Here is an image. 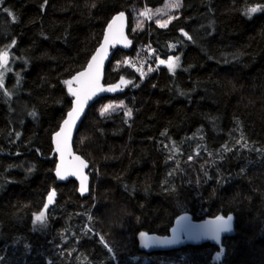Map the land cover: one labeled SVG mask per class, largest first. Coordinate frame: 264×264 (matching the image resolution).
<instances>
[{
    "label": "trees",
    "instance_id": "obj_1",
    "mask_svg": "<svg viewBox=\"0 0 264 264\" xmlns=\"http://www.w3.org/2000/svg\"><path fill=\"white\" fill-rule=\"evenodd\" d=\"M164 1L0 4V51L20 75L13 96L0 87V264H264V11L246 14L264 0H181L167 28L143 21L134 32L132 13ZM120 12L132 47L113 51L103 82L130 83L94 102L74 136V152L89 164L81 197L75 181L56 182L51 137L71 106L64 81ZM139 47L153 60L179 56L181 68L141 80L125 64ZM122 100L130 118L100 114L102 104ZM51 190L54 205L34 224ZM183 215H231L235 229L221 247L138 248L141 232L167 235Z\"/></svg>",
    "mask_w": 264,
    "mask_h": 264
},
{
    "label": "water",
    "instance_id": "obj_2",
    "mask_svg": "<svg viewBox=\"0 0 264 264\" xmlns=\"http://www.w3.org/2000/svg\"><path fill=\"white\" fill-rule=\"evenodd\" d=\"M121 13L122 12L115 14L109 20V22L106 24V26L103 30V35H102V38H101L99 45L96 47V49L94 50L92 55L89 57L86 65L84 66V68L82 70L78 71L77 73H75L73 75V76H76L80 72L86 71L88 68L89 62L92 61V57L97 55V50L103 46L105 49V52L100 53V56L98 57V62L100 63V67H99L100 86L104 89L113 88L114 86H118V87H116L115 90H113V91H97L96 94L94 96H92L91 99H89L84 104L83 111L80 113L79 118L75 121V124L71 127L70 132L68 133L67 146H66L65 157H64V162H65L66 166L71 167L73 164H75L76 163L75 157H80V159L84 160L80 155H78L77 153L74 152L73 147H72V143H73L74 136H75V134H76L87 110L89 109V107L94 102H96L98 99H100L102 97H106V96L112 97V96H115L117 94L122 93L123 88L126 86V85H123L120 83L121 78L112 84H104V82H103L104 81V72H105L107 63L109 62V60L111 59V57L113 55V51L115 49H119V50H122L124 52H129L131 50V47H132L130 39L128 38V34H127L128 33V18L126 16V14H124V13H123L124 14L123 20L117 22L118 24L123 25V29H122L123 30V38L118 40V41L109 40V42L107 44H105V35H106V32L108 31V25L110 23H112L114 18L119 16ZM72 77L70 79H72ZM73 87L75 88V87H77V85L73 84ZM67 93L70 95L68 89H67ZM70 96L72 98L70 109L66 112L63 120L61 121V123L57 129V131L54 132L52 137H51L52 156L50 157V159H53V157H55V160H56L55 166H54V171H53V175L56 179V182L60 183V184H65L69 180H73L77 183L78 194L81 197H86L89 193V186H90V178L87 174L89 164L87 161L84 160V162L87 166L84 167L82 170L83 175L86 177L85 186L87 189L86 191L83 192V194L81 193V180L79 178H77L76 176H68L66 179L60 180L56 176V166H57V164H59L61 162V159H60V153L57 152V150H56V139H55V137H56V134L61 131V128L64 127L63 122H64V120L68 119V113L73 108V102L75 100V97L72 95H70ZM50 192H55V191L51 190ZM48 195H47V198H48ZM55 197H56V192H55V196L53 198V202L50 206H52L54 204ZM216 217H208V218L200 220V221H194L188 215L180 216L173 221L171 228H170L167 235L161 236V235H157L154 233L143 232V233H145V236L141 237L139 234L137 237L138 248L145 253L152 254V253L177 251V250H180L181 248L186 247V246L201 245L204 243H211L217 247H221L224 238H226L229 235H232V233L234 232L235 222L233 219V221L231 222V231L221 233L220 234L221 239L219 242H217L213 238L212 233L209 230L211 227V222L214 221L216 219ZM227 217H222V218L227 219ZM182 218H186V219H182ZM163 241H173V243H162Z\"/></svg>",
    "mask_w": 264,
    "mask_h": 264
},
{
    "label": "snow or ice",
    "instance_id": "obj_3",
    "mask_svg": "<svg viewBox=\"0 0 264 264\" xmlns=\"http://www.w3.org/2000/svg\"><path fill=\"white\" fill-rule=\"evenodd\" d=\"M3 3V0H0V4ZM47 3V0H45ZM181 6V0H170L168 4V8L170 9H178ZM7 11V9H5ZM257 11H264V9L253 7L247 10V15L251 18L252 13H256ZM10 16L12 15L11 12L8 13ZM146 12H142L141 15H145ZM124 18V14L121 13L119 16L115 17L112 23L108 25V31L105 35V44L112 41H118L123 38V25L118 24V21H122ZM175 17H170L169 20L160 22L157 21L158 26L160 27H167L168 23H170L171 19ZM182 31V34L186 35V33ZM16 42L13 40L12 45ZM171 47V46H170ZM105 52L104 47L102 46L100 49L97 50V55L92 57V61L89 62L88 68L86 71L80 72L78 75L73 76L70 80H65L64 83L68 86V91L70 95L75 97L73 102V108L68 113V119L64 120V127L61 128V131L56 134V150L60 153L61 162L56 166V176L60 180L66 179L68 176H76L81 180V193L83 194L86 191L85 181L86 177L83 175V168L87 165L85 164L84 160L80 159V157H75L76 163L73 164L71 167L66 166L64 162L65 157V150L67 146V137L68 133L70 132L71 127L75 124V121L79 118L80 113L83 111L84 104L91 99L92 96L96 94L97 91H113L116 87L104 89L100 86V63L98 62V57L100 53ZM9 53L7 50L0 51V69H4L7 71L8 69L5 67L8 64ZM179 60L180 57L176 56L175 58L169 57L167 61L161 60V64H166L170 72H175L176 68L179 67ZM151 70V69H149ZM4 80V73L0 72V87L3 86ZM121 84L126 85L130 83V81H125L123 77L120 81ZM73 84H76L77 87H73ZM7 95V93H5ZM121 107L123 105H120ZM111 105L105 106L101 110V115H104L106 112L109 111ZM33 117L37 114L36 112L30 113ZM125 115L129 118L131 117V110H126ZM19 135V134H17ZM55 196V192H50L48 195V202L44 205V209L47 210L48 206L52 204L53 198ZM45 210H41L38 215H35L33 223H45L46 220V212ZM186 219V218H182ZM233 221V216L229 215L227 219H224L220 216H217L214 221L211 222L210 232L212 233L213 238L219 242L221 239L220 234L224 232L231 231V222ZM141 237L145 236V233H140ZM101 242L103 243V237H101ZM162 243H173V241H163ZM107 247V245H105Z\"/></svg>",
    "mask_w": 264,
    "mask_h": 264
},
{
    "label": "rangeland",
    "instance_id": "obj_4",
    "mask_svg": "<svg viewBox=\"0 0 264 264\" xmlns=\"http://www.w3.org/2000/svg\"><path fill=\"white\" fill-rule=\"evenodd\" d=\"M170 0H165L164 3L157 8H153V9H137L132 13V28L135 31H140V28L142 26L143 21L146 22H154L157 26V21L160 22H164L169 20L170 17H175L177 14V9H170L168 8V4H169ZM142 12H146L145 15H141ZM174 19V18H173ZM171 19V21L173 20ZM170 21V22H171ZM170 23H168L169 25ZM167 25V26H168ZM159 28H167V27H160ZM2 21L0 20V37L2 36ZM1 42V40H0ZM6 50V49H5ZM155 57L154 53L148 49V48H141L140 47L137 49L136 54L134 56V58L129 61H125V64H127L136 74H138L140 76V79L143 80L146 76H148L149 74H151L152 72H154L157 68L159 67H164L166 68L168 71V67L166 64H161L160 61L164 60L167 61L168 58L166 59H162L160 57H156L155 60H153ZM175 58V57H173ZM16 60H13L11 58H8V64L5 66L8 70L4 71V69H0V72L4 73V80H3V86L1 87V89H3V91H6V93L9 96H13L12 94L15 93V89H16V81H19V72H15L17 69L16 66ZM181 68V62L179 60V67L176 68L175 71L179 70ZM151 69V70H149ZM170 72V71H169ZM173 73V72H171ZM13 77V82L10 86V88H6L5 86L7 85V82L9 83V80ZM11 81V80H10ZM111 105V108L109 109L108 112H106L104 115H109L112 114L114 112L117 111H123L124 113L126 112V110H129V108L127 107L125 101H110V102H106L104 104H102L99 107V112L101 114V110L105 107ZM120 105H123L122 107ZM201 144H199L195 149L194 152L198 153L201 150ZM56 199V197H55ZM54 199V202H55ZM48 202V198L46 197V204ZM51 205V204H50ZM48 206V209L45 210L48 211L51 209L52 206ZM215 259H218V255L215 256ZM131 264H133V262H131Z\"/></svg>",
    "mask_w": 264,
    "mask_h": 264
}]
</instances>
